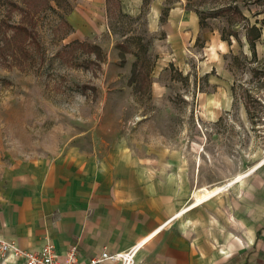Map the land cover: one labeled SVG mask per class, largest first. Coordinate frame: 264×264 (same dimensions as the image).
Returning a JSON list of instances; mask_svg holds the SVG:
<instances>
[{"label":"rangeland","instance_id":"1","mask_svg":"<svg viewBox=\"0 0 264 264\" xmlns=\"http://www.w3.org/2000/svg\"><path fill=\"white\" fill-rule=\"evenodd\" d=\"M77 1L51 0L32 40L0 0V160L176 153L189 203L205 186L264 203V0H110L90 21Z\"/></svg>","mask_w":264,"mask_h":264},{"label":"crops","instance_id":"2","mask_svg":"<svg viewBox=\"0 0 264 264\" xmlns=\"http://www.w3.org/2000/svg\"><path fill=\"white\" fill-rule=\"evenodd\" d=\"M104 5L78 0L74 16L90 21L85 9ZM187 166L176 153L146 158L74 146L53 157H6L0 160V238L29 251L52 243L60 255L76 245L81 260L143 242L136 264H264V203L251 190L252 197L232 200L223 190L191 205L201 187L189 203ZM238 224L246 228L243 236L218 234L219 227ZM0 264L26 263L9 253Z\"/></svg>","mask_w":264,"mask_h":264},{"label":"built area","instance_id":"3","mask_svg":"<svg viewBox=\"0 0 264 264\" xmlns=\"http://www.w3.org/2000/svg\"><path fill=\"white\" fill-rule=\"evenodd\" d=\"M143 242L135 244L128 250L114 253L103 251L101 255L81 260L78 247L73 245L64 255H60L52 243H47L42 249L36 251L24 250L15 241L0 238V257L5 258L9 253L17 257H24L26 264H102L110 260L121 264H136V256Z\"/></svg>","mask_w":264,"mask_h":264},{"label":"trees","instance_id":"4","mask_svg":"<svg viewBox=\"0 0 264 264\" xmlns=\"http://www.w3.org/2000/svg\"><path fill=\"white\" fill-rule=\"evenodd\" d=\"M7 6V12L10 14L14 11H18L21 14V20L17 24L10 25V28L16 30L17 32H23L28 34V38L33 39L32 36V28L35 26V21H33L34 15L38 12L44 11L48 7H51V0H22L21 2L12 1V0H4ZM58 3H61L62 0H55ZM107 3L110 0H106ZM109 4V3H108ZM32 27V28H31Z\"/></svg>","mask_w":264,"mask_h":264},{"label":"bare ground","instance_id":"5","mask_svg":"<svg viewBox=\"0 0 264 264\" xmlns=\"http://www.w3.org/2000/svg\"><path fill=\"white\" fill-rule=\"evenodd\" d=\"M242 177L239 176L237 177V179H240ZM236 180V179H235ZM233 183L232 181L229 182V185ZM226 188L223 187V186H215V187H212V188H209V187H201L199 188L196 192H195V196H194V199H195V202L192 203L191 205H195V204H198V203H201L207 199H210L212 198L213 196H215L216 194H218L219 192L225 190Z\"/></svg>","mask_w":264,"mask_h":264}]
</instances>
